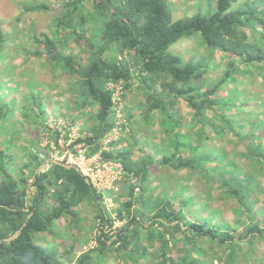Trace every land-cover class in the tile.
I'll list each match as a JSON object with an SVG mask.
<instances>
[{
  "label": "trees",
  "instance_id": "16d2710c",
  "mask_svg": "<svg viewBox=\"0 0 264 264\" xmlns=\"http://www.w3.org/2000/svg\"><path fill=\"white\" fill-rule=\"evenodd\" d=\"M56 2L53 38L35 35L42 49L23 50L66 80L70 112L86 118L66 149L121 164L123 177L117 190H98L75 167L52 162L53 146L73 126L52 127L31 79L15 70L9 80L24 85L19 102L7 100L8 82L0 81V240L27 225L0 243V264H264V0H207L206 13L182 17L171 0ZM7 37L0 24V69ZM188 38L203 50L199 60L170 51ZM29 95L37 114L24 119L17 106ZM26 125L49 140L44 148ZM116 128L128 129L120 139L127 145L105 148ZM154 167L166 175L152 186L162 176ZM194 175L203 191L187 183ZM85 205L97 236L75 261L74 244L58 255L39 243L41 234L79 232ZM226 206L232 223L222 217Z\"/></svg>",
  "mask_w": 264,
  "mask_h": 264
},
{
  "label": "rangeland",
  "instance_id": "374dc122",
  "mask_svg": "<svg viewBox=\"0 0 264 264\" xmlns=\"http://www.w3.org/2000/svg\"><path fill=\"white\" fill-rule=\"evenodd\" d=\"M56 1L57 0H0V24L3 26V29L8 35V44L4 50L5 57L3 59V65L0 69V81L5 84L8 82L5 88L1 91L7 100L16 98L17 102H19L21 97L18 89L21 90L24 85L20 83V80L18 83L16 80L20 78V75L22 74L27 75L32 82L30 89L36 92L32 91L35 95L34 99L36 101L37 99L42 101V109L49 115L48 122L50 125L52 127L63 126L66 121L72 124L73 127L70 131L69 139L66 140L65 134L62 133L61 138L58 141L59 146L57 148L53 146L54 150L60 151L61 154L63 151L67 150L66 148L69 145L72 144L71 139H75L79 136L86 118L76 117L73 112H70L72 103L68 101L70 94L67 89L66 80L60 78L59 75L56 77L52 74L49 67L45 65L43 58L35 55L30 58H27L26 56V50L34 53L38 49H42V45L39 44V42H34L32 38L33 36L36 35L39 39H41L40 37L44 34L53 38L51 25L55 16L60 14V7ZM206 2L207 0H171V7L174 17H182L184 15H194L198 11L206 13ZM39 3L46 4V6H48V10L41 12H28L25 10V4L33 6L39 5ZM93 45L94 43L90 44L91 49H94ZM71 48L72 51L78 49V47H75L74 44ZM170 51L175 55L183 56L186 60L190 59L191 56H194L195 60H199L204 55L203 50L197 46L196 40L189 38L178 41L170 48ZM110 55L112 54L110 53ZM88 57L89 55H83L82 58L86 60ZM15 70L17 73V79L10 81L9 78L15 77ZM220 71H222L221 68L213 69L210 73H208V76L215 78L220 74ZM1 82L0 84H2ZM15 83L18 84L17 90ZM251 88L254 89V86H251ZM32 99V96L29 95L25 98V100H23L21 105L17 106V109L21 110L18 112L20 117L25 119L23 116L27 113L28 117L32 119L37 114V110L34 107H31ZM13 103H16V101ZM67 103H69L68 106ZM123 105V101L119 102L118 109L120 111L122 110ZM183 110L185 111L186 109ZM45 112L44 114L46 115ZM42 116L43 115H40V117ZM118 118L124 119L120 113L118 114ZM20 122L21 126H23V123H28L23 120ZM23 129H25V133H28V135L33 139H40L41 146H43L42 144L45 142L49 141L44 135H41L39 131L34 130L28 125H26ZM127 131L128 129H126V131H122L120 128L114 129L113 132L105 139V148H110L109 144L115 142H117L120 147L127 145V141L125 140L120 142L121 137L124 136V133ZM113 164L122 168L121 164ZM118 172L119 170L117 169V172H115V178H117V181L123 177V172H121L120 175ZM152 172L162 175L160 178L153 175L152 186H155L158 181L162 180L166 173L164 171H160L159 167L152 168ZM116 183L114 185L113 182V186L112 180L109 179L108 182L99 186L98 189L117 190ZM187 183L191 185L194 191L195 189L199 191H203L205 189L203 182L196 175L191 177V180ZM112 198L113 196L106 195L105 202L110 208L115 207V204L112 202ZM222 217L230 223L233 222L234 218L232 217L230 207L226 206L223 208ZM94 222L95 213L93 212V209L85 205L82 210V229L79 232H71L70 236L63 238L64 240L55 235L41 234L40 237L42 238V241H39V243L51 251H56L58 255H67L66 251H69L71 249L70 245L74 244L78 253L77 255H74V251H72L69 256L73 257V261H75L81 251H85L91 245L95 244L97 230L93 231L91 229ZM60 226L63 227L64 224H61ZM108 264L118 263L115 260H111Z\"/></svg>",
  "mask_w": 264,
  "mask_h": 264
},
{
  "label": "built area",
  "instance_id": "2783aa9c",
  "mask_svg": "<svg viewBox=\"0 0 264 264\" xmlns=\"http://www.w3.org/2000/svg\"><path fill=\"white\" fill-rule=\"evenodd\" d=\"M47 144L48 142H45L42 144V147L44 148ZM76 151L77 153H74L70 149H67L60 154V151L53 150L49 154V159L52 162H60L70 167H75L82 174V176L91 181L97 189L105 182H108L109 179L112 180V185L113 182L115 185L117 181V178H115V172H117L118 169V173L120 175L122 172L121 167L113 164L112 162H102L100 155H94L91 158H87L81 147H78ZM45 155L46 154L42 152L40 157L44 159Z\"/></svg>",
  "mask_w": 264,
  "mask_h": 264
},
{
  "label": "water",
  "instance_id": "95a60500",
  "mask_svg": "<svg viewBox=\"0 0 264 264\" xmlns=\"http://www.w3.org/2000/svg\"><path fill=\"white\" fill-rule=\"evenodd\" d=\"M56 163L61 164V165H64V166H66L67 168H71L70 166L65 165V164H63V163H60V162H56ZM49 164H50V163L47 162L46 165H45V167H47ZM30 217H31V215L28 217V219H29ZM26 225H27V223H24V225L21 227V229L18 230L13 236H11V237H9V238H6V239H4V240H0V243H3V242H11V241L17 239V238L19 237V235L21 234L22 229H23Z\"/></svg>",
  "mask_w": 264,
  "mask_h": 264
}]
</instances>
